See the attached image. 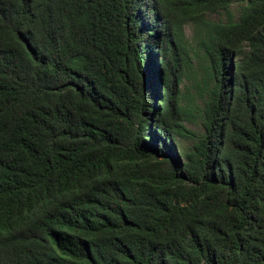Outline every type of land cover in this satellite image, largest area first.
Here are the masks:
<instances>
[{
	"label": "trees",
	"instance_id": "trees-1",
	"mask_svg": "<svg viewBox=\"0 0 264 264\" xmlns=\"http://www.w3.org/2000/svg\"><path fill=\"white\" fill-rule=\"evenodd\" d=\"M231 2L0 0V264H264V0Z\"/></svg>",
	"mask_w": 264,
	"mask_h": 264
},
{
	"label": "rangeland",
	"instance_id": "rangeland-1",
	"mask_svg": "<svg viewBox=\"0 0 264 264\" xmlns=\"http://www.w3.org/2000/svg\"><path fill=\"white\" fill-rule=\"evenodd\" d=\"M245 2L244 0H232L230 7L228 9V12H218L215 14H207L205 15L204 19L207 21H210L212 23H227L229 18L237 22L241 13V9L244 6ZM184 32H185V38L188 40L191 46H194V34H193V29L191 24H187L184 27ZM192 56V64L193 67H196L197 63V58ZM192 80L191 78H184L182 84L180 85V90L182 93V104H185L186 102H189L188 98L192 97L191 94L188 92L189 87L191 88ZM191 93L194 95V91H191ZM196 102L198 105H202V101L196 96ZM151 115V113H149ZM156 119V116L154 120ZM184 126L189 129L190 131H193L197 135L201 134L203 132V129L199 123L198 120L195 121H184ZM192 145V141L190 140H183L182 142V148L187 151L190 149Z\"/></svg>",
	"mask_w": 264,
	"mask_h": 264
}]
</instances>
